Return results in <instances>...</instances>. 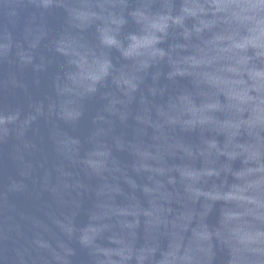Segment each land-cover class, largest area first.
<instances>
[{"label":"water","instance_id":"water-1","mask_svg":"<svg viewBox=\"0 0 264 264\" xmlns=\"http://www.w3.org/2000/svg\"><path fill=\"white\" fill-rule=\"evenodd\" d=\"M0 264H264V0H0Z\"/></svg>","mask_w":264,"mask_h":264}]
</instances>
